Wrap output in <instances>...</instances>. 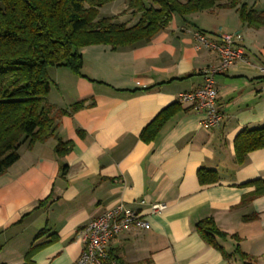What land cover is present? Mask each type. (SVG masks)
<instances>
[{"label":"crops","instance_id":"crops-1","mask_svg":"<svg viewBox=\"0 0 264 264\" xmlns=\"http://www.w3.org/2000/svg\"><path fill=\"white\" fill-rule=\"evenodd\" d=\"M242 2L264 10V0ZM111 3L121 7L107 16L129 25L138 20L126 0ZM221 31L240 33L246 50L245 60L216 76L221 123L205 128L204 111L180 102L182 110L159 136L142 141V129L164 107L179 102L181 92L200 87L202 69L219 62L217 52L200 43L196 33L218 41ZM81 51L83 75L55 67L48 97L60 108L85 100V107L58 118L56 133L72 142L71 150L58 156L55 137L23 144L20 158L0 174V263L22 264L34 241L50 240L34 254L35 264H74L84 245L81 228L123 202L149 222L111 241V253L126 262L243 264L235 252L239 244L254 264H264V194L240 204L255 190L244 183L264 179V148L248 153L241 165L235 152L244 128L264 126V26L242 22L236 8L216 7L173 15L149 42L116 50L90 45ZM202 167L216 170L219 181L201 184ZM156 203L165 208L153 212ZM252 213L258 217L242 219ZM207 216L240 237L222 241L231 258L197 232V221ZM44 229L47 233L35 240Z\"/></svg>","mask_w":264,"mask_h":264},{"label":"trees","instance_id":"trees-1","mask_svg":"<svg viewBox=\"0 0 264 264\" xmlns=\"http://www.w3.org/2000/svg\"><path fill=\"white\" fill-rule=\"evenodd\" d=\"M112 1L0 0V174L20 158L19 149L23 144L32 146L55 137L58 156L71 150L72 142L56 133L58 118L85 107V100L67 108L52 104L48 98L51 90L49 68L65 67L83 75V47L108 45L116 50L149 42L170 24L173 15L185 17L216 7L236 8L242 22L264 26V10L257 12L242 0H126L127 9L139 14L132 25L119 21L117 16H100V8ZM181 105L174 102L164 107L142 129L141 140L154 141L166 123L182 110ZM78 132L83 135L81 129ZM261 148H264V126L244 128L235 139L237 164H243L248 153ZM67 170L68 166L63 165L62 175H66ZM198 178L201 184L220 179L216 170L203 167L198 169ZM244 185H254L255 190L242 198L241 205L264 194V179ZM257 217V213H252L242 219L249 221ZM195 227L202 239L220 250L224 257L233 256L222 241L240 240L237 234L230 235L222 230L212 216L200 219ZM45 233L46 229L41 230L35 240ZM48 242L50 240L38 244L34 241L22 264H35L34 254ZM235 252L243 264H254L253 256L241 250L239 244ZM109 253L116 264H133L112 254L111 250Z\"/></svg>","mask_w":264,"mask_h":264},{"label":"built area","instance_id":"built-area-1","mask_svg":"<svg viewBox=\"0 0 264 264\" xmlns=\"http://www.w3.org/2000/svg\"><path fill=\"white\" fill-rule=\"evenodd\" d=\"M196 36L200 43L208 45L217 52L219 62L203 68V84L194 90L181 92L178 101L192 103L195 108L204 111L202 125L205 128H212L219 125L223 119L217 104L216 76L226 72L239 60H245L246 50L241 43L242 35L238 32L221 31L218 34V41H209L201 32H197ZM145 202V200L140 201V203ZM164 208L165 205L161 203L151 206L153 212H159ZM133 226L146 228L149 222L140 211L123 202L107 208L101 215L84 225L83 250L74 264H116L110 259L111 241Z\"/></svg>","mask_w":264,"mask_h":264},{"label":"rangeland","instance_id":"rangeland-1","mask_svg":"<svg viewBox=\"0 0 264 264\" xmlns=\"http://www.w3.org/2000/svg\"><path fill=\"white\" fill-rule=\"evenodd\" d=\"M119 7H121V3H117V4L113 3L112 4L111 2H109L100 8V16H107V15H109V13H111L110 10L117 9ZM88 59H89V57H88ZM87 63L89 64V61H87ZM54 69H55V67L49 68V80H50V82H54V80L56 79L55 78L56 73H55ZM64 70H65V72H71L69 68H67V69L65 68Z\"/></svg>","mask_w":264,"mask_h":264},{"label":"bare ground","instance_id":"bare-ground-1","mask_svg":"<svg viewBox=\"0 0 264 264\" xmlns=\"http://www.w3.org/2000/svg\"><path fill=\"white\" fill-rule=\"evenodd\" d=\"M216 41V40H215ZM191 104V103H190ZM196 109V108H195ZM84 227V226H83ZM81 229H83V228H81Z\"/></svg>","mask_w":264,"mask_h":264}]
</instances>
